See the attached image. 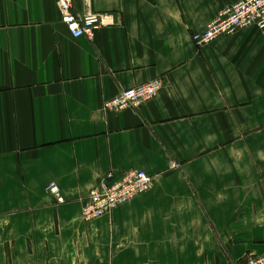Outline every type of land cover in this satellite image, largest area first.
<instances>
[{"label": "crops", "instance_id": "1", "mask_svg": "<svg viewBox=\"0 0 264 264\" xmlns=\"http://www.w3.org/2000/svg\"><path fill=\"white\" fill-rule=\"evenodd\" d=\"M239 1L73 0L106 17L90 40L71 36L56 0H0V264L264 255V33L195 40ZM154 79L153 101L105 110ZM131 171L153 188L86 222L90 190Z\"/></svg>", "mask_w": 264, "mask_h": 264}, {"label": "built area", "instance_id": "2", "mask_svg": "<svg viewBox=\"0 0 264 264\" xmlns=\"http://www.w3.org/2000/svg\"><path fill=\"white\" fill-rule=\"evenodd\" d=\"M62 22L75 39L92 40L95 32L106 25V17L98 14L80 16L73 11V0H56ZM257 28L264 33V0H240L219 12L207 30L196 36L198 46H206L220 37L233 36L241 30ZM164 81L154 79L137 87L121 92L105 104V110L122 113L137 110L153 101L163 88ZM174 166V165H173ZM153 188V178L143 171H131L122 176L110 172L90 190L82 209L83 218L90 223L112 214L119 207L128 204ZM59 204L65 199L60 188L52 183L47 188ZM247 264H264V255L252 258Z\"/></svg>", "mask_w": 264, "mask_h": 264}, {"label": "bare ground", "instance_id": "3", "mask_svg": "<svg viewBox=\"0 0 264 264\" xmlns=\"http://www.w3.org/2000/svg\"><path fill=\"white\" fill-rule=\"evenodd\" d=\"M154 185V184H153Z\"/></svg>", "mask_w": 264, "mask_h": 264}]
</instances>
